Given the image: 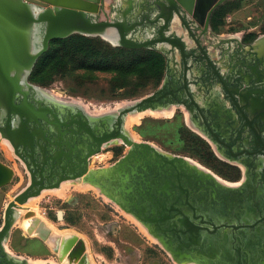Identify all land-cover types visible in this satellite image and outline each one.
Instances as JSON below:
<instances>
[{
  "label": "flooded vegetation",
  "instance_id": "af4514ba",
  "mask_svg": "<svg viewBox=\"0 0 264 264\" xmlns=\"http://www.w3.org/2000/svg\"><path fill=\"white\" fill-rule=\"evenodd\" d=\"M218 4L221 0H183L171 9L167 1L158 0L155 16L147 11L139 19H130L131 13L127 14L128 23H136V31L148 26L149 37L144 41L159 38L160 30L166 27L164 33L178 37L185 46V56L169 44L153 47L166 50L164 45L169 46L180 62L176 60L164 84L153 92V101L136 113L173 112L184 124L179 128L180 136V129L189 126L207 142L214 170L147 140H136L128 133V116L119 115L122 108L93 115L84 106L86 111L46 94L48 89L30 83L32 71L22 83L27 99L19 92L14 105L31 116L34 107L44 120L26 124V118L22 120L4 105L0 108V127L5 134L19 133L34 147L31 151L19 146L18 151L31 169L37 170V180L42 171L45 184L57 182L60 176L82 173L88 166L98 183L114 195L115 201H111L115 206L127 209L128 215L143 221L149 234L151 231L168 247L173 246L177 264H264V26H255L258 31L254 36L236 38V46L231 39L226 40L228 47H222L214 57L203 38ZM126 11L113 21L123 20ZM150 26H156L154 33ZM195 27L201 30L199 35ZM183 28L190 37L180 35H185ZM120 131L155 150L117 140L91 155L97 152L98 139ZM34 132L39 141L33 140ZM76 245V239L69 241L66 258L62 260L58 254L56 263L45 264H88L87 244L84 254L71 263L69 254ZM12 256L0 264L34 263Z\"/></svg>",
  "mask_w": 264,
  "mask_h": 264
},
{
  "label": "rangeland",
  "instance_id": "374dc122",
  "mask_svg": "<svg viewBox=\"0 0 264 264\" xmlns=\"http://www.w3.org/2000/svg\"><path fill=\"white\" fill-rule=\"evenodd\" d=\"M157 1L136 0L130 19H139L147 11L155 16ZM125 10L128 5L124 0H104L94 20H113ZM257 25L264 26V0H221L203 43L216 57L222 47H228L226 40L231 39L230 43L236 46V38L254 36ZM147 27H139L133 38L147 39ZM150 27L154 33L156 26ZM183 29L185 35L182 32L180 35L190 37ZM110 32L116 35L114 30ZM194 32L199 35L201 30L195 27ZM164 46L166 50L128 49L117 45L112 38L75 33L53 40L47 55L38 59L28 79L34 85L51 90L60 99L84 103L93 115H105L130 106L129 103L152 94L164 84L169 69L175 68L176 60L180 62L177 53ZM165 114L144 115L139 122L130 125L126 122V126L136 140H147L214 170L207 142L197 137L189 126L180 129V136L179 128L184 126L180 118L174 117L173 112ZM8 148L0 136V227L7 204L29 183L26 169L13 149L11 152ZM63 211L66 212L64 218ZM43 222L57 230L66 227L84 239L93 264H177L157 238L115 206L99 188H73L63 197L40 196L34 209L25 210L16 220L5 243L6 250L29 262L56 263L59 241L51 243L54 234L39 231L38 223Z\"/></svg>",
  "mask_w": 264,
  "mask_h": 264
},
{
  "label": "water",
  "instance_id": "95a60500",
  "mask_svg": "<svg viewBox=\"0 0 264 264\" xmlns=\"http://www.w3.org/2000/svg\"><path fill=\"white\" fill-rule=\"evenodd\" d=\"M53 1L52 3L48 2L46 5L34 0H0V108L4 105L9 106L11 112L18 114L22 120L26 118V124L31 121L35 124H40V120H44V118L36 115L34 107L32 111L34 114L32 116L15 107V97L20 92L27 99V94L23 92L22 83L27 81V77L33 70L36 62L48 52L50 43L55 39H65L75 33L105 38L110 30H114L117 40H113L117 45L124 48L142 49L153 48L157 44H169L172 47L179 48L182 55L185 56L183 42L178 37H170L165 34L164 30L166 27L160 30L159 38L147 41H137L133 38L136 32V23H128L127 14L132 12L136 0H124L127 2L128 11L122 14L123 20H108L104 22L94 20L95 15L99 14L100 9L102 10L104 0H92V2L87 0H71L73 3L86 5L87 8L62 6L57 4V0ZM165 1L171 5V9L176 8L177 0ZM93 5L96 6L95 9ZM27 86L34 89V86L31 84H27ZM154 97L155 93L143 97L134 104L122 108L119 111V115L127 117L132 113L141 111L143 105L152 102ZM25 104L28 103L25 101ZM71 105L86 111L82 106L74 103ZM29 106L32 108L31 105ZM83 116L85 115L83 114ZM35 133H33V140L35 138L39 141L40 138ZM0 134L12 146L14 154L23 162L29 175L27 187L19 192L6 206L4 222L0 227V261L13 257L6 250L5 243L9 240L11 231L16 223V209L28 203L30 199L41 196L44 191L60 189L65 182L81 180L84 183H90L92 186L99 188L110 200L115 201L114 195L98 183V180L95 178L93 172L89 170L88 166L82 173L72 176H60L55 183L47 181L49 184H45L43 173L40 171L38 176L40 179L37 180V170L33 171L31 164L18 151L19 146L24 150L29 148L31 151H34V147L19 133L5 134L0 127ZM117 140H122L127 146L134 145L154 149L149 143L139 144L134 142L128 134L120 131L117 135L109 134L98 139L97 152L91 155L101 152L102 147H106L111 142ZM177 160L184 159L178 158ZM32 164L35 167L38 165L35 161ZM124 210L127 212V209L124 208ZM138 221L143 224L142 220ZM150 234L157 238L167 248L172 257L178 261L176 258L177 252L173 249V246L168 247L162 237L153 234L151 231ZM4 255L5 258L3 257Z\"/></svg>",
  "mask_w": 264,
  "mask_h": 264
},
{
  "label": "bare ground",
  "instance_id": "6f19581e",
  "mask_svg": "<svg viewBox=\"0 0 264 264\" xmlns=\"http://www.w3.org/2000/svg\"><path fill=\"white\" fill-rule=\"evenodd\" d=\"M35 2H38V3H44V4H48L49 3H52L54 2L53 0H34ZM87 1H90L92 2V0H87ZM178 2H182L183 0H177ZM214 2L217 1V0H213ZM57 4L59 5H62V6H73V7H78V8H87L86 5H79L78 3H73L71 2V0H57ZM94 6V9L96 8L95 5ZM100 7V6H99ZM100 9V8H99ZM101 10V9H100ZM99 10V12H100ZM105 38H108V39H115L117 40V35H113L110 31L108 32V34L105 36ZM44 92L48 95H51V96H56V94L52 91H48V90H44ZM78 105H81V106H84L87 108V106L82 103V102H76ZM130 104V103H129ZM108 111V110H107ZM159 113H162V112H158ZM157 114V113H156ZM166 115V114H165ZM164 115V116H165ZM144 116V113H132L130 114L128 117H127V125H130L134 122H139V119L142 118ZM128 128V127H127ZM130 133V132H128ZM3 142L8 145V149H10L9 151L12 150V147L11 145L9 144V142L7 140H4L2 139ZM12 152V151H11ZM86 187H89L88 184H84L81 180L80 181H69V182H65L62 184V187L60 189H54V190H46L42 193L41 196L43 195H47V194H53V195H56L58 197H63L65 196V193L66 191L70 190V189H77V190H83L84 188ZM91 187V186H90ZM40 197H37V198H32L30 199V201L28 203H26L25 205L23 206H19L17 209H16V220L19 218V216H21V213H23L25 210L26 211H31V209H34L35 207V203L37 202V200L39 199ZM32 216V212L29 214ZM39 227V231L43 232V233H53V239H52V242L53 243L54 241H59L58 244H56L57 246V249L56 251L59 252V254L61 255V257L63 258H66L67 255H68V252H67V243L73 239H76L77 240V245L75 246V248L70 252L69 254V257L71 258V263L73 262L74 257H79L81 256L82 254H84V252L86 251V242L84 241V239H79L77 235H75V233H73L72 231H70L69 229H67L66 227H63L62 229L60 230H57L55 229L54 227L52 228L51 225H47L46 223H38ZM22 225V224H21ZM29 228V227H28ZM31 230V228H30ZM54 247V246H53ZM54 250V248H53ZM55 251V252H56ZM33 264H43V263H33ZM88 264H93L89 259H88ZM189 264H194V263H189Z\"/></svg>",
  "mask_w": 264,
  "mask_h": 264
},
{
  "label": "trees",
  "instance_id": "16d2710c",
  "mask_svg": "<svg viewBox=\"0 0 264 264\" xmlns=\"http://www.w3.org/2000/svg\"><path fill=\"white\" fill-rule=\"evenodd\" d=\"M48 53V52H47ZM47 53L46 54H44L43 56H46L47 55Z\"/></svg>",
  "mask_w": 264,
  "mask_h": 264
},
{
  "label": "crops",
  "instance_id": "0c3cea01",
  "mask_svg": "<svg viewBox=\"0 0 264 264\" xmlns=\"http://www.w3.org/2000/svg\"><path fill=\"white\" fill-rule=\"evenodd\" d=\"M107 164H109V163H107Z\"/></svg>",
  "mask_w": 264,
  "mask_h": 264
}]
</instances>
